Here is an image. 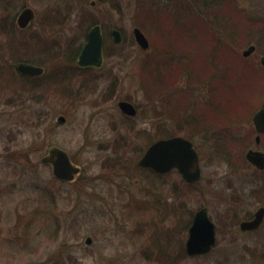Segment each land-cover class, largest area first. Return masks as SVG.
<instances>
[{"label": "rangeland", "instance_id": "1", "mask_svg": "<svg viewBox=\"0 0 264 264\" xmlns=\"http://www.w3.org/2000/svg\"><path fill=\"white\" fill-rule=\"evenodd\" d=\"M240 3L249 20H264V0H241ZM136 5L137 0H0V18L13 16L10 34L14 39L24 44L28 38L38 35L57 45L61 55L55 64L64 65L66 60L64 66L69 74L64 84L70 79L67 90L55 89L39 98L21 89L20 79L10 74L11 71L9 82L3 83L5 87L0 91V264H161L145 255L151 235L155 231L162 233L157 242L164 247L176 248L180 242L184 246L185 221L200 206L207 208L210 218L220 227L216 231V243L210 252L187 255L175 264H262L257 259L264 253V222L257 230L243 232L227 221V215L240 220L264 204V170L250 166L244 156L247 147L253 146V140L231 144L227 148L232 160H225L214 151L211 140L192 137L199 153L201 177L190 197L178 172L155 178L136 164L148 145V137L157 131L160 119H167V126H171L173 108L191 111L194 119L209 113L197 103L188 110L186 101L179 105L175 97L167 101L146 93L138 60L151 51L146 53L154 46L156 35L138 25L142 16ZM26 6L35 15L27 27L19 28L16 17ZM90 20L101 25L104 38L111 28H118L122 41L120 45L115 44L108 36L110 53L103 57L101 67L83 73L71 68L74 64L77 66V53L72 60L71 53L86 41ZM245 23L246 26H237L236 34L240 38L228 40V44L237 54L239 69L244 65L249 67L243 71L249 80L234 82L228 74L222 85L225 91L222 101L232 95L241 99L243 89L264 83L261 63L264 38L258 31L249 33L251 22ZM135 26L149 40L145 50L134 40ZM3 33L0 28V52H5L2 62L6 61L9 66L10 59L17 62L32 58L47 62V65L39 64L52 68L46 52L23 45L11 52L7 46L9 33ZM250 44L255 45V50L243 56L242 51ZM225 48L217 49L220 56L231 50ZM190 52L195 56L196 51ZM109 70L118 75L116 86L105 77ZM184 75L172 90L177 86L175 93L178 94L179 87H184L182 90L190 97L198 92L194 88L198 85L186 81ZM109 85L114 90L108 96ZM237 85L243 89L237 90ZM200 92L204 98L203 91ZM121 99L135 104V116L129 118L121 113L117 107ZM253 112L234 122L231 132L237 137L247 136L253 128ZM60 115L64 116V122L58 120ZM254 135L255 132L252 139ZM53 146L64 149L80 168L74 180L56 179L51 166L41 161ZM138 199L144 202L136 203ZM173 204L175 210L171 208ZM87 236L92 239L90 244L85 243Z\"/></svg>", "mask_w": 264, "mask_h": 264}, {"label": "trees", "instance_id": "2", "mask_svg": "<svg viewBox=\"0 0 264 264\" xmlns=\"http://www.w3.org/2000/svg\"><path fill=\"white\" fill-rule=\"evenodd\" d=\"M240 2L241 0H137L138 6H136L139 15L142 16V21L138 25L144 31L155 32L156 35V38H153L154 46L149 47L146 53L149 50L151 51L138 60L142 71V86L145 88L146 93L150 96H155L156 99L165 98L167 101L171 97L173 99L175 97L179 105H181L180 102L186 101L185 105L188 110L190 106L197 103L201 105L202 110L209 111L208 114L204 113L201 116L199 115L198 119H194L191 111L186 113L185 110L175 111L177 109L173 108L172 111L174 112L170 114L171 126H167L168 124L165 122L167 119H160L159 126L156 128L157 131L154 135L148 137L147 144L156 138L174 134H183L190 139L197 136L203 140L205 138L211 140L217 155H221L225 160H232L230 150L227 147H230L231 144L246 143L253 140L252 133L254 129L252 127L248 135L242 138L237 137L231 130H233L234 122L244 119L260 105L263 96L262 85L245 89L237 85V90L243 89L241 91L242 95H239V97H242L241 99L244 101L240 98H235V95L231 96L232 99L229 97L230 99L226 98L225 101H222L225 97L223 96L225 91H223L224 89L222 90V85L228 74L232 75L234 82H240L242 79L249 80L246 77L247 74L243 72L248 70L249 67L244 68V65L239 69L237 54L233 52L232 47L228 44V40L236 41L237 36L240 38V35L236 34L239 32L237 26H246L245 22H251L250 25L252 27L250 28L252 30L249 33L258 31L259 36L264 38V20L260 18L254 21L249 20L246 15L244 16L245 11L240 8ZM96 23V21L90 20L88 26ZM6 25L11 28L10 31H7ZM13 26V16L10 19L7 16L0 18V28L3 29V34L9 33L7 46H9L8 49L11 52L17 50L21 45L29 49L35 48L46 52L49 55L48 62L52 64V68H47V72L42 76L34 78L21 76L22 79H27V83L23 85V88L31 92V97L35 96V90L38 86L41 88L42 95L55 89L67 90V82L70 79H67L66 84H64L66 74H69L66 71V66H64L66 65V60L63 61L64 65L55 64V59L61 55L58 46L42 40L38 35L28 38V41L22 44L21 41H16L10 34ZM108 38V35H105L103 42L105 55L110 53ZM224 43L225 45L223 46ZM78 47L72 50V53L71 51H66L68 54L71 53V60L74 59L76 53L80 50L81 46ZM220 47H226V50L229 48L232 51L228 50V54L220 56L217 50ZM190 51H196L195 56L191 55ZM3 54L5 52H0V91L5 87L3 83L9 82L10 71V74L17 75L19 78V73L13 69L15 59H10L8 66L5 63L6 61H1ZM218 58H220L221 62H218ZM19 60L47 65V62H40L32 58ZM3 68L7 70L4 72ZM71 68L75 69L76 67L73 65ZM2 72L4 73L3 75ZM142 73H144L143 77ZM183 74L186 76V81L197 83L195 85H198V87H194L198 89V92L193 93V89L190 88L193 93L190 97L189 94H185L184 90H182L184 87H179L178 94L175 93L176 89H178L177 86L172 90L173 86L178 85ZM200 90L203 91L204 98L201 96ZM185 115L186 117H184ZM173 124L175 125L173 126ZM241 160L242 162L245 161L243 157H241ZM141 169L152 174L155 178H164L177 172L172 170L165 174H159L150 169ZM183 182L187 196L190 197L197 182ZM174 183L173 186L176 185ZM171 188L174 190V187ZM140 201L144 202V200L138 199L136 203ZM171 208L175 210L176 205L173 204ZM192 215L193 213L190 212L184 228H188ZM234 218L233 215H227V221L231 222L232 227L234 226L233 228L237 229V222ZM216 229H220L219 225H217ZM167 233V236L170 237V233ZM159 235H162L159 231H155V235H151V243L145 249L146 256L155 259L161 264H175L180 258L187 256L183 242H180L176 248H173V246L164 247L157 242ZM257 260V263L264 264V253L259 254Z\"/></svg>", "mask_w": 264, "mask_h": 264}, {"label": "water", "instance_id": "3", "mask_svg": "<svg viewBox=\"0 0 264 264\" xmlns=\"http://www.w3.org/2000/svg\"><path fill=\"white\" fill-rule=\"evenodd\" d=\"M34 10L31 7H23L17 14L16 23L19 28H25L34 18ZM135 42L143 50L149 47V40L140 27L132 29ZM112 41L116 44L122 41L121 31L114 27L111 30ZM102 43L103 35L100 25L91 26L87 32V39L78 54L77 63L79 65H96L102 63ZM255 50V45L250 44L242 51L243 56H247ZM261 63L264 64V55L261 56ZM17 71L22 74L35 76L43 72V66L17 62ZM264 92V83H263ZM118 108L126 115L134 116L137 113L135 105L127 100L118 101ZM60 122H64V116L58 117ZM252 123L256 135V143L259 142V133L264 132V96L260 107L252 115ZM245 158L259 169L264 167V152L249 148L245 151ZM43 163L51 166L53 176L62 181H72L80 168L75 165L69 154L58 146H53L41 157ZM141 168L151 169L159 174L176 170L181 178L188 183H194L201 177L200 158L193 141L181 134H174L167 137H160L150 142L136 161ZM264 216V206H260L250 220L240 222L241 230H252L257 228ZM91 237L85 238V243L90 244ZM216 243L215 224L208 214L205 206L198 207L192 216L184 242V249L187 255H201L212 250Z\"/></svg>", "mask_w": 264, "mask_h": 264}, {"label": "flooded vegetation", "instance_id": "4", "mask_svg": "<svg viewBox=\"0 0 264 264\" xmlns=\"http://www.w3.org/2000/svg\"><path fill=\"white\" fill-rule=\"evenodd\" d=\"M100 25V24H99ZM100 30H101V33H102V29H101V25H100ZM111 30H112V28H111ZM111 30H110V32H109V34H108V36H110V39L112 40V37H111ZM102 35H103V33H102ZM103 42H104V36H103ZM78 54H79V52H78ZM78 54H77V56H76V64H77V66L79 67H77L75 64V67H76V70L77 71H79V72H83V73H85V72H87V70H89V69H91V68H99V67H101V65H102V63H101V65H99V66H96V65H79L78 63H77V58H78ZM105 56V54H104V47L102 46V59H103V57ZM103 61V60H102ZM18 62H28V63H32V62H29V61H25V60H21V61H18ZM33 64H35V63H33ZM15 65H16V63H14V68H15ZM40 65V64H39ZM40 66H43V72L41 73V74H39V75H35V76H29V75H25V74H22V73H20L19 71H17V69L15 68V70H16V72L17 73H19V81L21 82V85H20V87H21V89H23L24 90V88H23V85H25L26 83H27V79H22L21 78V76L22 77H29V78H34V77H38V76H42L45 72H46V70H47V68L44 66V65H40ZM92 76V75H91ZM90 76V77H91ZM106 76H108V78H110V81H111V84L112 85H114V86H116V80H117V77H118V75H117V73L116 72H114L113 70H109L106 74H105V77ZM93 77V76H92ZM32 81V80H31ZM39 89V90H38ZM114 90V89H113ZM112 89H111V87H110V85L108 86V88L106 89V94L109 96L110 94H111V92L113 91ZM35 97H37V98H39V97H41V88L38 86V88L35 90ZM128 100V99H127ZM14 104V103H13ZM134 104V103H133ZM135 105V104H134ZM117 107H118V101H117ZM136 107V106H135ZM121 113H123V112H121ZM124 114V113H123ZM125 116H128V117H133V116H129V115H126V114H124ZM135 116V115H134ZM251 122H252V120H251ZM252 125H253V123H252ZM253 129H254V132H255V135H254V139H253V146H249V147H247V149H249V148H252V149H254V150H259V151H263L264 152V142L262 141L263 140V138H264V132H262V133H259V135H260V138H259V142L258 143H256V135L258 134V132L255 130V128H254V126H253ZM246 149V150H247ZM245 155V154H244ZM245 160L250 164V166H252L253 168H256L257 170H259V171H263L264 170V167L262 168V169H259V168H257L256 166H254V165H252L246 158H245ZM260 206H264V204H262V205H260ZM259 206V207H260ZM259 207H257L254 211H253V213H251V214H246L245 216H243V218H241L240 220H236V227H238L237 229H239L240 231H243V232H252V231H254V230H257V229H259L260 228V226L263 224V222H264V216H263V219H262V222L260 223V225L257 227V228H255V229H252V230H241L240 229V222L242 221V220H250V219H252L253 218V216H254V212L259 208ZM193 216V215H192ZM234 216V215H233ZM235 218L234 219H236V216H234ZM213 221V220H212ZM214 222V221H213ZM214 224H215V230L217 231V225H216V223L214 222ZM185 250V249H184ZM186 253V252H185Z\"/></svg>", "mask_w": 264, "mask_h": 264}, {"label": "bare ground", "instance_id": "5", "mask_svg": "<svg viewBox=\"0 0 264 264\" xmlns=\"http://www.w3.org/2000/svg\"><path fill=\"white\" fill-rule=\"evenodd\" d=\"M156 139H157V138H156ZM154 140H155V139H154ZM152 141H153V140H152ZM152 141H151V142H152Z\"/></svg>", "mask_w": 264, "mask_h": 264}]
</instances>
